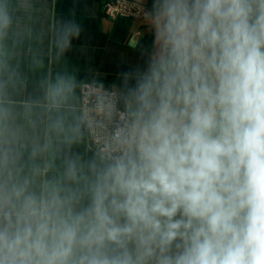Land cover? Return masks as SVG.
<instances>
[{
  "label": "clouds",
  "instance_id": "9594fccd",
  "mask_svg": "<svg viewBox=\"0 0 264 264\" xmlns=\"http://www.w3.org/2000/svg\"><path fill=\"white\" fill-rule=\"evenodd\" d=\"M152 29L121 87L47 83L84 153L0 107V264H264V0H154Z\"/></svg>",
  "mask_w": 264,
  "mask_h": 264
},
{
  "label": "crops",
  "instance_id": "0c3cea01",
  "mask_svg": "<svg viewBox=\"0 0 264 264\" xmlns=\"http://www.w3.org/2000/svg\"><path fill=\"white\" fill-rule=\"evenodd\" d=\"M128 2L131 12L109 9ZM0 0L11 19L0 36V107L9 123L43 144L50 115L43 107L46 85L58 75L72 77L76 95L84 85L122 86L123 74L143 65L153 48L154 0ZM61 155L84 153L86 143L64 142L48 132ZM59 163V160H57Z\"/></svg>",
  "mask_w": 264,
  "mask_h": 264
},
{
  "label": "built area",
  "instance_id": "2783aa9c",
  "mask_svg": "<svg viewBox=\"0 0 264 264\" xmlns=\"http://www.w3.org/2000/svg\"><path fill=\"white\" fill-rule=\"evenodd\" d=\"M120 1H123V0H120ZM123 2H125V1H123ZM125 3L128 4V2H125ZM119 4L120 3H118L117 5H114V6L112 5L109 10L111 12H113ZM98 85L99 84H95V83H88V84L84 85L83 90H82V98H86L90 93L96 91ZM104 88L105 89H112V88L105 87V86H104Z\"/></svg>",
  "mask_w": 264,
  "mask_h": 264
},
{
  "label": "rangeland",
  "instance_id": "374dc122",
  "mask_svg": "<svg viewBox=\"0 0 264 264\" xmlns=\"http://www.w3.org/2000/svg\"><path fill=\"white\" fill-rule=\"evenodd\" d=\"M121 12H125V13H129L130 11V7L129 4L122 2L120 3L116 9L113 11V16H115L116 13H121Z\"/></svg>",
  "mask_w": 264,
  "mask_h": 264
}]
</instances>
